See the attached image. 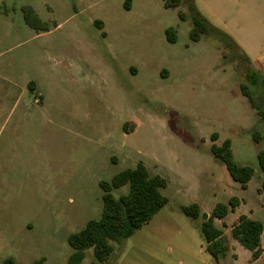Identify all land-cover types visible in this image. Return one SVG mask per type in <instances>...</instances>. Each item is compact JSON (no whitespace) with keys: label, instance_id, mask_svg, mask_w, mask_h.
Masks as SVG:
<instances>
[{"label":"rangeland","instance_id":"obj_1","mask_svg":"<svg viewBox=\"0 0 264 264\" xmlns=\"http://www.w3.org/2000/svg\"><path fill=\"white\" fill-rule=\"evenodd\" d=\"M24 2L40 25L0 44V264H67V236L100 216L99 182L139 161L166 180L161 213L199 231L216 204L236 197L215 224L235 245L223 264H248L229 229L240 215L259 219L264 243V79L254 64L218 29L190 38L191 0ZM224 139L254 170L244 187L211 153ZM190 204L197 219L181 210ZM112 245L101 264H114L128 240ZM82 264L100 263L87 249Z\"/></svg>","mask_w":264,"mask_h":264},{"label":"trees","instance_id":"obj_2","mask_svg":"<svg viewBox=\"0 0 264 264\" xmlns=\"http://www.w3.org/2000/svg\"><path fill=\"white\" fill-rule=\"evenodd\" d=\"M177 1L169 0L165 6H175ZM125 6L128 9L129 4ZM23 15L29 26L35 28L40 25L39 19L30 7L23 8ZM192 21L190 38L198 40L199 34L205 32L208 24L195 11ZM165 32L168 40L174 41V30L167 28ZM256 80L255 78L254 85ZM241 89L243 95L252 102V92L245 86ZM257 135V133L254 134L256 140H258ZM211 153L224 162L233 180L243 187L246 186L254 170L251 166L239 165L233 160L229 139H224L220 145L213 143ZM257 158L260 169L264 170V148L258 150ZM125 185H127L125 193L118 196L112 193L113 190ZM99 186L102 190L100 216L97 219L88 220L81 229L67 236V241L72 248L67 264H82L87 249L92 250L93 257L98 263H105L113 252L112 242L127 239L167 202L166 196L161 192V189L166 186V180L158 174L150 175L147 167L140 161L133 168H126L115 173L109 180H101ZM261 189L264 190V180L261 182ZM238 203L236 197H231L228 204H216L211 216L201 221L199 225L201 235L206 242V249L215 259H218L219 255H224L228 246L222 236V229L215 224L214 219L223 218L228 211L234 210ZM181 210L192 219L199 217L200 210L196 204L182 206ZM262 228L260 220L240 215L237 222L232 225L230 233L233 239L251 251V257L255 259L261 254ZM43 262L44 258L41 257L32 264H43ZM3 264L19 263L12 258H7Z\"/></svg>","mask_w":264,"mask_h":264},{"label":"crops","instance_id":"obj_3","mask_svg":"<svg viewBox=\"0 0 264 264\" xmlns=\"http://www.w3.org/2000/svg\"><path fill=\"white\" fill-rule=\"evenodd\" d=\"M191 6L210 28L224 32L232 40L264 79V0H191ZM24 7L33 9L24 0H0V44L11 31L35 30L24 19ZM162 208L127 238L128 245L114 264H223V257L234 249L235 245L223 237L228 250L215 259L197 228L183 223L172 211L161 213ZM222 231V236L227 235ZM262 234L263 228L261 254L253 259L248 250V264H256L264 256ZM232 256L239 258L236 253Z\"/></svg>","mask_w":264,"mask_h":264},{"label":"water","instance_id":"obj_4","mask_svg":"<svg viewBox=\"0 0 264 264\" xmlns=\"http://www.w3.org/2000/svg\"><path fill=\"white\" fill-rule=\"evenodd\" d=\"M205 217H206V214H205V213H203V215H202V219H205Z\"/></svg>","mask_w":264,"mask_h":264}]
</instances>
